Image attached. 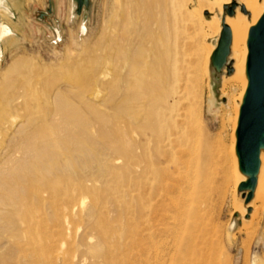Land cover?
Instances as JSON below:
<instances>
[{"label": "rangeland", "instance_id": "374dc122", "mask_svg": "<svg viewBox=\"0 0 264 264\" xmlns=\"http://www.w3.org/2000/svg\"><path fill=\"white\" fill-rule=\"evenodd\" d=\"M184 1L189 3L184 15L181 0L169 1L176 28L171 52L181 61L165 71L153 46L130 49L132 32L123 14L119 19L118 0H89L85 13L74 0L11 1L4 22L16 36L0 47V264H143L142 244L134 247L131 237L147 235L146 221L160 224L152 237L164 242L161 249L169 247L162 250L164 264H175L170 240L178 229L168 222H174L173 216L181 223L196 196H202L197 211L206 237L214 240L206 259L211 264H264L263 197L252 205V215L259 211L261 217L245 219L237 196L233 147L243 84L225 76L221 85L213 83L208 59L203 68L198 38L182 25L184 18L193 19L197 0ZM215 38L206 36V48L214 46ZM135 61L141 69L133 74L129 69ZM140 71L143 84L137 79ZM167 76L165 117L154 120L155 132L147 133L152 139L169 131L182 133L184 152L176 155L186 161L181 175L190 176L193 184L167 180L164 203L154 212L140 197L125 194L133 187L131 176H139L130 175L129 155L135 154L132 162L137 163L144 152L131 128L142 130L152 123L141 117V104L151 106L161 89L159 78ZM137 85H143L137 91L144 95L136 94ZM156 152V144L146 147L150 157ZM118 157L122 161L116 165ZM84 179L98 180L88 195L89 213L78 208L70 215L68 208L77 202L73 192ZM45 190L52 191L50 196L40 195ZM95 195L98 207L111 213L90 210ZM63 216L72 222L66 237L58 231ZM88 237L95 238L92 244Z\"/></svg>", "mask_w": 264, "mask_h": 264}, {"label": "bare ground", "instance_id": "6f19581e", "mask_svg": "<svg viewBox=\"0 0 264 264\" xmlns=\"http://www.w3.org/2000/svg\"><path fill=\"white\" fill-rule=\"evenodd\" d=\"M88 1L89 0H74V2L77 4V5H75V7L77 8V6H80L81 12L85 13L84 5ZM169 1L170 0H118V4H119L120 10H121L120 15L118 14L119 19H120L121 14H123L124 25L125 24L129 25L130 30L132 32V36H131V34L128 35L129 37L131 36V38L128 39V40H130V41H128V42H130V49L133 45H138L140 47H145V48L149 47V46L150 47L153 46L154 51L156 53L155 57H157L158 59L160 58L159 62L162 63V70H164L166 68L168 69V67H171V66L175 67L176 64L181 61V59L177 55H175V54L173 55L171 52L172 48L174 47V45H173V42H174L173 34H174L176 28L174 26V22H172V20H171L172 15H171V8H170V2ZM231 1L232 0H197V2H196L197 7L193 12H191V16L194 20L193 19H186V18L183 19V24H182L183 27L186 30H190L191 31L190 36H192L194 39L198 38V43L202 46L203 53L201 54V59L203 62V68H204V64L206 65V63H205L206 59H208V65H209L210 57H211L212 51L215 47V45H214V46L206 48V46H205L206 36L208 34H213L216 36L220 33L223 7L225 4H228ZM177 3H179V2H177ZM239 3L244 5L245 8L250 12L251 15L248 16L246 13H244V11H242V6L239 5L237 7L236 14L234 16H226V22L230 25V27L232 29V35H233L232 56L235 59V62H234L235 72L233 75H231L229 77H230L231 82L240 81L241 84H243V92L239 97V99L241 100V98L245 92L246 85H247V81H246L245 76H244L247 49L244 47V44H245V41L247 40L248 30H249L250 25L256 23L264 11V2H261L260 0H239ZM179 8L181 9V12L184 15V12L189 10V3L188 2L186 3L184 0H181ZM206 12L210 13V16H211L210 20L206 19V14H205ZM4 14H9L8 9L5 7H3L1 9V17L3 19V23L0 24V47L2 46V43L4 41H6L8 39L10 40L11 38H9V37H12L13 35H15V34H13L14 31H13L12 25L7 26V24L4 22V20H7V18L5 17ZM123 16H121V17L123 18ZM179 17H181V16H179ZM122 25L123 24H121V26ZM120 29H122V28H120ZM123 29H125V28L123 27ZM125 31H127V30H125ZM197 31H200V36H198V37L196 36ZM119 33H122V32L119 31ZM119 36H121V35L119 34ZM119 38L121 40L122 37H119ZM133 47L135 48V46H133ZM131 50H133V49H131ZM150 55L152 56V54H150ZM153 57L154 56H152L151 59H153ZM198 58H200V57H198ZM136 62L137 61H135L134 65L132 64L130 66L131 68L129 67L130 69L128 68L129 65L127 66L129 71H132L133 74H135V72H137V69H141L140 68L141 62L139 61L140 64L137 62L138 66L136 65L137 64ZM149 66H152V65L149 64ZM150 68H152V67H150ZM141 72L142 71H140V73H138L139 75H137L138 82L143 81L145 78L143 72L142 73ZM208 72H209V70H208ZM155 73H156V70H155ZM150 76H153V75H150ZM150 76H148V77H150ZM148 77H146V78H148ZM157 78H158V76H157ZM168 79H169V77L168 78H164V77L159 78L158 85H160L161 89H160V91H158V94L155 95V97H154L155 100L153 99L154 102L152 104L149 103L151 105L150 107H148V106L144 107V105L141 104V107H142L140 110L141 117L145 116L146 118L151 120L152 123L146 124L145 127L142 126L141 127L142 130L135 129V127H132V128L130 127L133 134L136 135V138L139 137L142 140L139 142V144L141 145V147H140L141 150H143L144 152H143L142 157H141L142 159L137 163L132 162L133 159L135 158L134 157L135 154L129 155V167H130V170L132 169L131 170L132 172L130 171V175H133V174L137 175L138 174L139 176L138 177L131 176L130 181L132 182L131 185L133 187H131L130 190H127L125 192V194L130 196L133 199H135L136 197H140V199H142L143 203L145 202L144 204L148 205L147 206L148 210H150V211L154 210V212L159 211L160 207L162 206L161 202L164 203L162 191L164 189H166L167 187H169L167 180H169L170 178H173V180H175L176 182L184 181V183H186L190 187L193 184L191 181L193 179H191L190 176L188 177V176L181 175L182 172L180 169H182V167L185 166L186 161H184V159H182L181 157H177V155H176L180 151V147L182 146V133L179 131H169L168 133H166L164 135L156 137L157 139H152V137H148V133H147V129L153 130L155 132L156 127L153 125L154 120L163 119L165 117L162 112L164 109L163 106L166 103V99H167L166 97L169 96L168 95V93H169L168 87H167L168 86ZM150 80H149V82H150ZM155 80H156V78H155ZM155 80H154V82H156ZM191 80H193V79H189V81H191ZM135 81H136V79H135ZM154 82H152V83H154ZM189 83H191V82H189ZM134 84L135 83H133V85ZM141 84H143V83L141 82ZM141 86L143 87V85H141ZM133 87H132V89L134 90ZM142 87H138V85H137V88H139V89H136V91L137 90H139V91L143 90ZM145 89H147V87ZM189 90H191V87L189 88ZM190 92H189V94H191ZM136 94L137 95H139V94L144 95V93H141V92L138 93V91ZM180 94H182V93H180ZM139 96H141V95H139ZM186 100L189 102L188 99H186ZM147 102H148V100H147ZM141 103H142V101H141ZM181 110L180 109L177 110L178 111L176 113L177 116L181 115L179 112ZM236 110H237V114H238V106L236 107ZM237 114L235 117V124L237 121ZM160 127L158 128L159 132H160ZM161 132H163V131H161ZM52 134L54 135L55 132H53ZM152 143L156 144L157 152H156V155L153 154L150 157L146 153V147H149V145H151ZM234 149H235V139H234L233 153H234ZM135 151L137 152L136 148H135ZM180 152H184V151L181 150ZM234 158H235V167H236L237 176H238V178L236 180V185L238 186V184L244 179V177L238 172V165H237V159H236L235 154H234ZM121 161L122 160L120 157L116 158L115 159L116 165L121 164ZM170 165H172L171 168H170ZM164 178L166 180H164ZM97 183H98V180H92V179H84L78 183L77 188L73 192L74 195L72 194L73 196H75L77 198V202L72 207L68 208L70 215L75 213L78 208H82V210H83L82 212L86 213V210L88 209V206H89L88 205L89 202L87 201V199L89 198L88 195H89L90 191L97 186ZM184 183H182V184H184ZM136 185H137V188H136ZM176 185H178V184H176ZM174 189H176L175 186H174ZM176 191H179V190H176ZM75 192H77V195L75 194ZM185 192H187V191H185ZM46 193L48 194V196H50L52 191L51 192H49L47 190L40 191V195L42 197H44L45 196L44 194H46ZM179 193L181 194V192H179ZM167 194L169 195V193H167ZM187 195H188V192H187ZM200 197H202V196L194 197L193 201H194L195 205L192 204V206H189V208L185 214L186 218H182L183 220L181 221V223H179L180 221L178 219L181 217H177L178 220H176L175 217H173V216L170 218L172 220H174V222L173 223L171 221L168 222L170 225L173 224V226L176 227L175 228L172 226L171 229H174V230L178 229L177 230L178 234L176 235L177 236L176 239L170 240V242L172 240H174L173 241L174 254H173V256H171V261L175 260V261H173L175 264H211V262H210L211 259H209V260L206 259L205 251L208 248L214 247V240L212 238L206 237L205 225L201 221L202 216H201L200 212L197 211V209L199 208L197 205L201 202ZM261 197H263V201H264V153L262 154V168H261L258 187L256 190L255 198H254L253 202L250 204V206H252L255 203V201H256L255 199L261 198ZM152 199H156V203L152 204L151 203ZM45 200H46V198H45ZM99 200H100L99 196L95 195L94 196V203H93V205L90 206V210H92V209L96 210V211L98 210L97 212H101L104 214H108L109 211L111 213L112 209H110L109 211L106 209L107 210L106 211L105 209H101L100 207H98ZM185 206H187V205H185ZM246 210H247V206L240 208L241 214L245 215ZM258 210H261V209H258ZM87 211H89V209ZM176 211H178V210H176ZM87 213H89V212H87ZM180 215H182V214H180ZM261 215H262V213H260L259 211H256L252 215V217L253 218L254 217L260 218ZM176 216H177V214H176ZM170 218L168 217V220H170ZM177 221L179 223L178 225H177ZM145 226L146 227L144 228V231L147 232V235L144 238H142L141 240H138L136 237V234L132 233L133 235L131 237V242H132L133 246L136 248L139 245V243L142 244L141 246L143 248H141V249H143L142 255L144 257L142 260V262H144L143 264H164L163 258L165 256L163 257L164 251L162 252V250H163V248L167 249L169 247L166 246V247H163L161 249L160 243H162L163 241L160 242L159 240H155L152 237L154 232L161 230L160 224H153L150 221H146ZM178 226H179V228H178ZM78 228L79 227H75V230H78ZM71 229H72V222L69 219V216H66L65 219L63 216V218L61 219L60 228L58 229L59 234L62 237L63 236L66 237L68 231ZM102 229L105 232L106 238H107L108 232H109L108 227L104 226V227H102ZM172 234H170V235H172ZM93 240H95L94 237H88V242L90 244L93 243ZM61 242H62V240H61ZM169 245H171V244H169ZM168 253H170V252H168ZM171 254H172V251H171Z\"/></svg>", "mask_w": 264, "mask_h": 264}, {"label": "water", "instance_id": "95a60500", "mask_svg": "<svg viewBox=\"0 0 264 264\" xmlns=\"http://www.w3.org/2000/svg\"><path fill=\"white\" fill-rule=\"evenodd\" d=\"M11 1L0 0V21L1 9L5 7L10 11ZM239 5L244 13L251 15L239 0H232L223 7L221 30L216 35L215 47L209 61V75L217 86L222 84L224 76L229 77L235 72L234 60L231 57L233 35L230 25L226 22V16H234ZM246 47L244 76L247 85L241 100H237L234 154L238 172L244 177L238 185L237 196L243 206H247L243 217L250 219L253 212V206L250 204L255 198L264 153V11L257 22L250 25ZM236 216H240V213L237 212Z\"/></svg>", "mask_w": 264, "mask_h": 264}]
</instances>
